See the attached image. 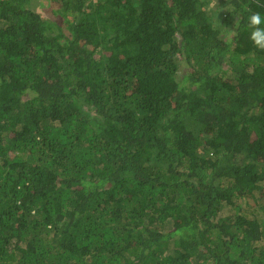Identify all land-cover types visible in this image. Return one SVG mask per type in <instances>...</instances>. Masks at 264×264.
<instances>
[{
  "label": "trees",
  "instance_id": "16d2710c",
  "mask_svg": "<svg viewBox=\"0 0 264 264\" xmlns=\"http://www.w3.org/2000/svg\"><path fill=\"white\" fill-rule=\"evenodd\" d=\"M210 5L0 0V264H264V0Z\"/></svg>",
  "mask_w": 264,
  "mask_h": 264
},
{
  "label": "clouds",
  "instance_id": "9594fccd",
  "mask_svg": "<svg viewBox=\"0 0 264 264\" xmlns=\"http://www.w3.org/2000/svg\"><path fill=\"white\" fill-rule=\"evenodd\" d=\"M216 0H213L210 7H214ZM240 17L237 16L234 21L235 24L239 23ZM264 16L259 12H252L247 18V27L250 29L249 39L253 45L261 50H264ZM231 31V30H230Z\"/></svg>",
  "mask_w": 264,
  "mask_h": 264
},
{
  "label": "rangeland",
  "instance_id": "374dc122",
  "mask_svg": "<svg viewBox=\"0 0 264 264\" xmlns=\"http://www.w3.org/2000/svg\"><path fill=\"white\" fill-rule=\"evenodd\" d=\"M224 1V0H223ZM211 3H213V0H211ZM218 3V0H216V3H215V5ZM223 25V22L220 24V26H221V29L222 30H224V31H222V33L225 35V36H229L230 34V29H227V27H223L222 26ZM259 195V194H258ZM242 202H245V203H251V199L250 198H245V199H241L239 202H238V204H242ZM233 211H234V208L232 207V206H229V205H226L225 207H224V209L222 210V212H221V215H228V214H232L233 213Z\"/></svg>",
  "mask_w": 264,
  "mask_h": 264
}]
</instances>
